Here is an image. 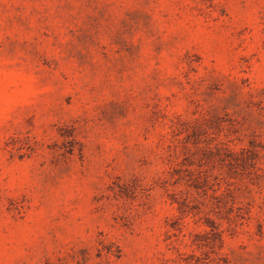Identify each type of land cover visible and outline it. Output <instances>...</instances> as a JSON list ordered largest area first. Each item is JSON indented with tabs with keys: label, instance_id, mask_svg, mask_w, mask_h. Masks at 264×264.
Listing matches in <instances>:
<instances>
[{
	"label": "rangeland",
	"instance_id": "rangeland-1",
	"mask_svg": "<svg viewBox=\"0 0 264 264\" xmlns=\"http://www.w3.org/2000/svg\"><path fill=\"white\" fill-rule=\"evenodd\" d=\"M0 264H264V0H0Z\"/></svg>",
	"mask_w": 264,
	"mask_h": 264
}]
</instances>
